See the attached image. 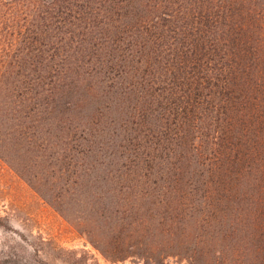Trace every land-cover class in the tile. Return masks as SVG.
<instances>
[{"label": "rangeland", "instance_id": "374dc122", "mask_svg": "<svg viewBox=\"0 0 264 264\" xmlns=\"http://www.w3.org/2000/svg\"><path fill=\"white\" fill-rule=\"evenodd\" d=\"M191 16L264 58V0H0V264H264V90L185 87Z\"/></svg>", "mask_w": 264, "mask_h": 264}, {"label": "trees", "instance_id": "16d2710c", "mask_svg": "<svg viewBox=\"0 0 264 264\" xmlns=\"http://www.w3.org/2000/svg\"><path fill=\"white\" fill-rule=\"evenodd\" d=\"M209 4V2H207ZM147 33V38H149L152 43L156 46L160 44H165L166 40L165 33L160 32L154 34L152 29ZM249 29V26L239 22L236 18L229 23V20L218 24H211L207 17L200 19L199 17H189L185 23L184 28L180 31L174 28L170 33L171 42L165 47L164 53L167 54L172 62H176L180 59L182 61V66H177L178 70L184 71V83L189 87V81L195 75L197 79L202 80L205 86L208 87L210 92L214 95L219 91H224V95L228 102L231 103L230 93L236 85L241 92V86L246 89L252 86L253 90L261 95V91L264 90V58L259 55L258 52H252L248 54L244 60L246 65V70L238 72L237 76L233 77L232 70L228 72L227 69L220 70L221 76L214 74L209 63L213 62L215 58L218 57L220 53V46H233V43L238 44L243 39L242 34ZM253 29V24H252ZM157 30V31H162ZM264 32V24H263ZM259 74L263 75L261 81H257L256 78ZM213 78V80H212ZM206 98H202L201 94L197 93L198 104L201 103L205 105ZM176 101V100H175ZM191 98L188 95L184 98V115L189 116V111ZM177 112L174 115H181L179 112V103L176 101ZM210 107L213 104L210 102ZM221 109V108H220ZM218 109V110H220ZM227 123V120H226ZM179 127V124H177ZM154 141H173L174 139L167 135H155L153 137Z\"/></svg>", "mask_w": 264, "mask_h": 264}]
</instances>
